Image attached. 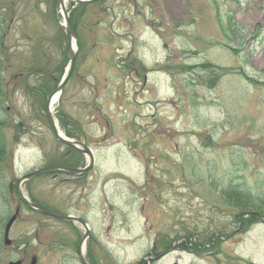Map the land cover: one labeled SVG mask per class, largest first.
Instances as JSON below:
<instances>
[{"label":"rangeland","instance_id":"rangeland-1","mask_svg":"<svg viewBox=\"0 0 264 264\" xmlns=\"http://www.w3.org/2000/svg\"><path fill=\"white\" fill-rule=\"evenodd\" d=\"M48 3L0 0L10 63L0 106V264L33 255L36 264H78L81 227L16 193L31 171L87 164L54 137L45 102L37 106L38 89L51 85L46 101L69 65L65 20ZM67 20L75 64L51 113L95 163L80 175L32 177L22 194L84 218L92 245L82 255L91 247L99 263L264 264V0H98Z\"/></svg>","mask_w":264,"mask_h":264},{"label":"water","instance_id":"water-1","mask_svg":"<svg viewBox=\"0 0 264 264\" xmlns=\"http://www.w3.org/2000/svg\"><path fill=\"white\" fill-rule=\"evenodd\" d=\"M60 3L63 2V0H58ZM94 0H75V2H82V3H88V2H92ZM63 4V3H62ZM61 4V8L63 10V14H64V19L66 22V35H67V49H68V60H69V66L67 68V71L65 73V75L62 77L61 81L59 82V84L57 85V87L49 94L47 101H46V116L48 119V122L50 124V127L54 133L55 138L60 141L61 143L73 147L75 149H77L80 153H83L87 156V164L82 167V168H64V167H57V166H48V167H43L41 169L32 171L26 175H24L23 177H21L18 181H17V195L19 197V199L26 204L28 207H30L31 209L38 211L40 213L61 219V220H76L79 221L83 227L85 228V232L87 234V226L86 224L79 218H76L75 216H71V215H64V214H60L58 212H55L53 210H50L48 208L45 207H41L39 205L34 204L33 202L27 200V198L25 196H23V194L20 192L19 190V184L23 181L26 180L30 177L39 175V174H44V173H49V172H54V173H62V174H82L85 173L87 170H89L93 164H94V154L93 151L86 145L80 143V142H76V141H72L70 139H67L65 137H63L61 134H59L57 132V128L55 126V123L53 121V118L51 116V110H50V104H51V99L53 97V95H55L56 93H60V91L62 90L64 84L66 83V81L68 80V78L71 75V72L73 70L74 67V61H75V49L73 48V43L71 40V34L72 31L69 27V23L67 20V14L65 12V9L63 8V5ZM17 215V210L14 212L13 215H11V217L8 219V221L5 224V228H4V242L7 244L9 243V239L7 238V234L9 231V228L11 226V224L13 223L15 217ZM85 234V235H86ZM84 235V236H85ZM84 238V237H83ZM83 264L84 261H82ZM8 264H21V262L19 260L17 261H10ZM29 264H35V257H32L30 260Z\"/></svg>","mask_w":264,"mask_h":264},{"label":"trees","instance_id":"trees-1","mask_svg":"<svg viewBox=\"0 0 264 264\" xmlns=\"http://www.w3.org/2000/svg\"><path fill=\"white\" fill-rule=\"evenodd\" d=\"M47 3L50 2V5L53 4L54 0H45ZM49 4V3H48ZM7 20H6V16L5 14H0V38L4 37V31L3 28L5 27ZM61 36V35H60ZM59 36V37H60ZM58 37L57 42L56 43H61L58 42L60 38H62L63 36H61L60 38ZM64 40V39H63ZM1 45H2V40L0 39V106H2L3 102H5V100L9 99V93L10 91H8V86L5 82V75L3 76V71L6 70V68L10 67V63L7 60V58L2 55V50H1ZM60 48V47H59ZM62 48H60L61 51ZM18 76H20V79L22 78V73L18 74ZM20 86V84H19ZM22 86H24L22 84ZM51 90V85L47 84L43 87H41L40 89H38V93L40 94V96L37 97V102H38V108L40 110H43L44 107V102H45V95ZM4 111H6L5 109H3ZM2 132V131H0ZM0 150L3 151L2 148H0Z\"/></svg>","mask_w":264,"mask_h":264},{"label":"flooded vegetation","instance_id":"flooded-vegetation-1","mask_svg":"<svg viewBox=\"0 0 264 264\" xmlns=\"http://www.w3.org/2000/svg\"><path fill=\"white\" fill-rule=\"evenodd\" d=\"M98 1V0H97ZM93 3H96V1L95 2H92V3H90V4H93ZM76 5H78V4H74V5H72V4H70V6L72 7V8H70L69 10H68V12L70 13V17L72 18V12H74L75 10H76ZM79 6H81V5H79ZM74 223L75 224V230L77 229H79V227H81L77 222H74V221H68L67 223ZM81 229H82V227H81ZM82 231H83V229H82ZM89 239V235L83 240V234L78 238V240L76 241V243H74L73 244V246H74V248L73 249H75V256H76V260H77V263L78 264H82L81 263V261H80V257H79V255H81V253H83V249H82V246H83V244L87 241ZM83 240V241H82ZM90 241V244H91V240L89 239L88 240V242ZM92 245V244H91ZM72 248V247H71ZM163 253L164 252H162V253H156V255H155V258H157V257H161L162 255H163ZM83 258H84V260H85V263L86 264H103V262H101V263H99L98 261H97V257L96 256H94L93 255V253H92V251H91V247H90V251L88 250L87 252L85 251V254H84V256H83ZM36 261H37V255H36ZM98 262V263H97ZM21 263H22V261H21ZM23 264V263H22ZM105 264H108V263H105Z\"/></svg>","mask_w":264,"mask_h":264},{"label":"bare ground","instance_id":"bare-ground-1","mask_svg":"<svg viewBox=\"0 0 264 264\" xmlns=\"http://www.w3.org/2000/svg\"><path fill=\"white\" fill-rule=\"evenodd\" d=\"M56 98H57V97H56V95H55V96H53L52 100L55 101Z\"/></svg>","mask_w":264,"mask_h":264}]
</instances>
